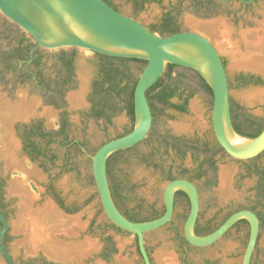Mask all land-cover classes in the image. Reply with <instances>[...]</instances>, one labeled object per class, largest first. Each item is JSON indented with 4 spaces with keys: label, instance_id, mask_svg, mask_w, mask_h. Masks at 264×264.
<instances>
[{
    "label": "rangeland",
    "instance_id": "374dc122",
    "mask_svg": "<svg viewBox=\"0 0 264 264\" xmlns=\"http://www.w3.org/2000/svg\"><path fill=\"white\" fill-rule=\"evenodd\" d=\"M112 1L125 12L133 14L140 22L149 25L157 24L163 13L170 11L179 29L201 33L215 46H221L230 82V102L234 111L241 109L240 113L251 119L259 122L264 120V73L237 66L232 59V56L237 55L242 59L254 57L264 62L262 29L264 0H256L249 6L235 0L217 2L209 10L192 6L188 1L180 4L177 0L147 2L139 10L134 8L130 0ZM9 23L0 14V179L3 197L0 203L9 222L6 246L10 255L18 264H40L43 259L56 264H143L137 251L135 236L126 232L111 231L113 250L109 262L100 258L98 224L104 219L105 214L95 185L89 180L91 164L88 158L90 159V155L105 141L123 133L131 121L125 111H119L108 122L87 116L92 83L96 76L97 57L90 51L81 49L74 53L73 77L64 91L60 109L66 112L69 123L68 137L82 143L83 147L82 153L70 151V170L63 172L61 166L65 149L57 143L49 146L51 153L56 155L52 163L32 160L22 149L20 135L23 126L40 122L45 129L55 131L59 128L64 111L61 113L60 110L48 105V92L31 76L23 77L24 71L15 66L17 63L15 60L11 62V66L1 62L2 51L6 50L11 42L13 44L17 37L15 29L9 27ZM223 37L226 38L228 45L220 44ZM258 38L259 46L254 50L251 45ZM70 51L71 48L53 51L41 49L39 68L48 81L53 83L56 77L58 70L56 57L62 52ZM23 66L21 63V67ZM135 67L136 64L130 65L132 71ZM172 74L174 77H180L182 85L192 89L193 94L187 102L185 112L165 109L156 119L151 133L158 136L167 134L185 140L208 139L211 97L198 85V77L193 71L176 68ZM249 77L253 80L241 79ZM245 128L246 131H252L254 126ZM149 143L142 142L130 150L115 154L109 166L110 177L113 180L125 179L128 185L132 186L128 207L140 204L139 209L135 211L139 212V215L148 214L161 207L162 191L165 186L160 173L161 166L170 162L189 165L190 162V151L179 155L170 147L165 149L153 139L152 143L156 144L158 149L152 162L158 163V166L148 164L141 157L149 151L152 145ZM165 150L168 152L164 153ZM9 156L22 163L20 162L18 166L10 163ZM257 163L264 167V152L257 159ZM236 170V163L229 157L223 156L218 159L212 187L203 193L204 204L201 208L203 217L216 222L218 208L225 211L228 207L248 205L260 209L257 198L251 195V188H256L257 185V175L253 173L250 177L240 178L238 186L234 187L233 177H237ZM15 180L33 197L34 211L43 210L46 204H51L50 206L55 207L59 214L78 220L77 224L65 227L67 232L64 229L55 232L54 239L57 245L64 249L61 256L49 255L39 247L35 253L27 250L22 232L15 229L20 201L18 194L10 190V185ZM49 184L66 206L79 209L70 214L64 213L48 193ZM182 227V224L162 227L145 234V245L152 264H241L247 239L242 241L241 237L232 233L208 247L194 248L182 244L178 239V236L183 237ZM0 264H6L1 255ZM250 264H264V227L260 230Z\"/></svg>",
    "mask_w": 264,
    "mask_h": 264
},
{
    "label": "water",
    "instance_id": "95a60500",
    "mask_svg": "<svg viewBox=\"0 0 264 264\" xmlns=\"http://www.w3.org/2000/svg\"><path fill=\"white\" fill-rule=\"evenodd\" d=\"M235 1L249 4L254 0ZM0 14L30 37L37 46L46 50L76 47L115 57L146 60L134 88L132 129L105 141L90 155L91 174L102 210L113 225L135 236L142 263H151L145 245V234L162 227L171 219L174 193L182 190L190 201L182 227L184 239L192 246H209L236 221L245 219L249 232L241 264H250L259 233V220L252 210H236L211 232L196 234L194 226L199 209L197 190L191 181L176 178L168 181L163 188L162 214L145 221H133L116 207L106 173V161L111 154L130 148L147 136L152 124V114L146 91L163 74L167 63L191 69L210 87L212 129L217 142L230 157L245 160L264 151V127L254 137L240 135L233 127L229 85L221 49L203 34L191 30L159 35L141 22L118 12L104 0H0ZM8 227L7 217L0 212V253L6 264H14L3 245V236ZM52 237L55 238L56 235L53 234ZM37 251L38 249L33 250L32 253Z\"/></svg>",
    "mask_w": 264,
    "mask_h": 264
},
{
    "label": "trees",
    "instance_id": "16d2710c",
    "mask_svg": "<svg viewBox=\"0 0 264 264\" xmlns=\"http://www.w3.org/2000/svg\"><path fill=\"white\" fill-rule=\"evenodd\" d=\"M133 3V6L136 10H139L143 7V5L147 2H154L158 0H130ZM178 3H182L184 1H188L192 6L202 7L205 10H209L213 5L217 4L215 0H177ZM13 27L16 31V39L14 43L9 44V47L6 50H3L1 53V62L7 63L8 66H11V62L15 60L16 67L18 69H23L20 65V61L22 65H26L25 59L28 58V50L34 44L32 39L28 37L24 32H21L20 29L9 23V27ZM153 27L150 29L153 32L158 33L159 35H168L172 33L179 32V27L175 22V17L172 15L170 11L164 12L158 23L152 25ZM97 54V62H96V76L92 83L91 95L89 98L90 108L87 113V116L94 119H103L105 121H110L111 117L118 113L119 111L125 110L127 116L131 121V127L128 132L133 127L134 120V104H133V96H134V88L137 82V78L139 73L141 72L143 66L146 64L145 59L139 58H127V57H115L102 53ZM61 62L59 64L58 62ZM58 70L56 72L55 80L53 83L48 81L46 77H44L42 71L39 66L41 64V57H37L33 63L39 69L36 71L35 75L38 79V85L43 87L46 92L54 90L53 88L57 85L56 80L57 77L62 75L61 66H65V69L68 74L63 78L64 84H69L73 77V62L72 58L68 57H60L57 61ZM224 63V62H223ZM131 64H136L135 70L132 71L130 68ZM14 66V67H15ZM28 66V65H27ZM63 68V67H62ZM176 68H182L183 70L191 69L176 66L171 63H167L165 71L163 74L157 79V81L151 85L146 91V98L151 110L152 114V124L149 134L143 141L139 142V145L142 142H150V149L146 154H143L141 157L142 160L148 164H153L154 166H158V163L152 162L153 156L156 153L158 146L153 142V139H156L160 145H162L165 149L171 148L176 151L177 154H185L188 150V147L185 144L180 143L183 139L179 137H173L171 135H153L152 129L155 125L156 119L159 118L165 109H172L178 112H185L187 109V102L189 98L193 94L192 89H187L182 85L180 77H174L173 72ZM24 71V70H23ZM194 72V71H193ZM194 74L198 77V85L209 94L212 99V91L204 79L196 72ZM33 74L26 73L25 71L22 73V76L27 78L32 76ZM252 78V77H251ZM242 79V78H241ZM247 81V79H242ZM250 81V80H249ZM65 87V85H64ZM65 91V90H64ZM64 91L62 94H64ZM173 99L176 101L174 102ZM47 102L52 103L56 106H60L56 100H54L51 96L48 97ZM233 107L230 102V111L232 113ZM246 119L249 120V124L244 126L242 123H237L232 120L233 127L237 133L246 137H254L256 136L264 127V121L259 122L254 119H250V117L246 116ZM254 126L252 131H246L245 127ZM69 123L66 118V112L64 111L61 116V122L59 124V128L55 131H45L40 122H35L30 125L23 126L21 138L23 140V151L26 152L32 160H43L53 162L56 158V155L51 153L49 146L53 143H57L61 147L65 149V157L63 159V163L61 169L63 172L69 171V165L71 164V158L69 153L71 150H76L82 153L83 144L77 142L74 139L68 137ZM127 133V132H126ZM151 133V134H150ZM125 134V133H124ZM123 134L117 135L121 136ZM153 136H156L153 138ZM38 140L43 142V145ZM109 140V139H108ZM149 143V144H150ZM136 147V146H135ZM187 147V148H186ZM193 152V156L197 157L198 146L196 144L191 145L189 147ZM124 151V150H123ZM122 150L117 151V153L111 154L107 160L109 161L115 154L122 153ZM168 151L165 150L164 153ZM89 163L91 164V159L88 158ZM41 166H43L41 164ZM107 166V161H106ZM255 174L257 175V196L260 200L264 199V168H257L255 170ZM107 178L109 182V189L112 196V199L119 209V211L126 216L128 219L133 221H145L149 219H141L137 218L139 212L132 211L128 204L130 202V194L132 190V186L130 187L125 179H115L113 180L110 177V172L106 170ZM89 180L92 184H94L92 174L89 175ZM48 193L55 199V201L65 210L67 213L76 212L78 207H68L65 205L63 199L54 192V189L51 184L47 186ZM123 191L126 194H123ZM0 207L2 205L0 203ZM155 211H150L148 214H154ZM112 228L116 230H122L117 226L111 224ZM126 232V231H125ZM128 233V232H126ZM178 239L182 242V244L187 245L186 241L183 237L178 236Z\"/></svg>",
    "mask_w": 264,
    "mask_h": 264
},
{
    "label": "flooded vegetation",
    "instance_id": "af4514ba",
    "mask_svg": "<svg viewBox=\"0 0 264 264\" xmlns=\"http://www.w3.org/2000/svg\"><path fill=\"white\" fill-rule=\"evenodd\" d=\"M104 1L109 6H111L115 10H117L118 12H120L122 14H125V15L137 20L136 17L133 14L125 12L117 4H115L112 0H104ZM215 1L216 2H220V1H217V0H215ZM255 1L256 0H254L252 3L244 4V5L249 6V5L253 4ZM137 21H139V20H137ZM142 24L145 25L149 29H151L153 27L152 25H149V24H145V23H142ZM179 31H183V30L179 29ZM41 49L46 50V49H44V48H42L40 46H37L34 43L30 47V49L28 50V58L24 60L25 61L24 64H26V65H24L22 67L23 70L26 73L33 74L31 77L33 78V80L36 83H38V79H37L35 73H36V71L39 68L35 66V63H33V61L37 57H41ZM71 50L72 51H70V52H62L61 54H59L56 57V60L58 61L60 57L64 56V57L72 58V62H73L74 53H75V51L78 50V48L71 47ZM90 52L92 53L93 56L97 57L96 53H98V52H95V51H90ZM222 60L224 62L223 58H222ZM22 62L23 61H20V65H21ZM58 63L61 64L60 61ZM25 66H27V68H25ZM224 66H225V63H224ZM60 68L63 70L62 71V75L57 77V80H56L57 85L53 88L54 90L49 92V96H51L54 100H56V102L60 106H56V105H54L52 103H49V102H48V105L53 106L55 109L60 110V112L62 113L64 111L63 109H62L63 111L60 109L61 108V102L63 100V94L62 93L68 86L67 84H64L63 78H65L66 74H68V73H67V71L65 69V66H61L60 65ZM242 79H245V78H242ZM53 80H55V78ZM247 80H251L252 81L253 79L251 77H249V79H247ZM227 81H228V85H229L230 82H229V79H228V75H227ZM64 85H65V87H64ZM123 111H125V110H123ZM240 111H241V109H237V111H234V109H233L232 113H231V119L235 122V124L240 122L244 126H246V124L250 125L249 124L250 121L246 119V115L244 113H240ZM60 122H61V119L59 121V124H60ZM33 123H35V122H33ZM208 125H209V127H208V129H209L208 130V132H209L208 139H203V140H199V139L198 140L197 139H187V140H185V139H183L180 142V143L185 144V146L188 147V150H187L188 152L190 151V162H189V165L188 164H184L182 162L179 163V164H175L174 162H170L169 164L162 165L160 173L162 174L163 180H164V182L166 184L170 180H173V179H176V178H184V179H187V180L191 181L194 184V186H195V188L197 190L198 202H199L198 215H197V218H196V221H195V226H194V230H195L196 234L204 235V234H207V233L211 232L218 225H220L232 212H234L236 210H239V209H243V208L250 209L256 214V216H257V218L259 220V233H260V230L264 227V199L261 200L263 203L259 202L260 198L257 196V190L254 187L251 188V190H252L251 195L253 196V198H257V200H258L257 202H258L259 207H260L259 210L255 206H248V205L228 207V209H226L225 211L223 209H221V208H218L216 210V216H218V219H217L216 222H212L211 218H208V217L206 218V217H203V215H202L201 208H202V206L204 204L203 193L206 192V191H209L210 188L212 187L213 177H214V175L216 173L217 161H218L219 158H222L223 156H227V157L230 158V160H232V161H234L236 163L237 170H236L235 174L237 175V177H235V176L233 177V183H234L233 185H234V187L238 186L240 178L250 177L251 174L256 172L255 170L257 168H264V167L260 166L257 163V159L259 158V156L264 151L261 152L260 154H258L257 156L253 157V158H249V159H245V160L232 158L222 149V147L217 142V140L215 138V135H214V132H213V129H212V125H211V117H210ZM130 127H131V124L121 134H124V133L128 132ZM43 129L45 131H49V130L45 129L44 127H43ZM148 134H149V132H148ZM20 141H21V144H22V147H23V140L21 138V135H20ZM38 141L41 142V140H38ZM41 144L43 145V142H41ZM194 144H196L198 146L197 153H199V155L197 157H194L192 150L189 149V147L191 145H194ZM135 146H137V144L132 146V147H130V148H126V149H123V150L127 151V150H130V149L134 148ZM115 153H117V152H115ZM25 154L30 158V156L26 152H25ZM179 158H181V157L179 156ZM110 160L109 161L107 160L106 170L108 172H109ZM1 191H2V183H1V179H0V201L3 198L2 194H1ZM123 194L125 195L126 192L123 191ZM52 200L55 201V199L53 197H52ZM55 203L59 206V208L64 213L70 214V213L65 212V210H63V208H61V206L56 201H55ZM140 206H141L140 204H133L129 208L132 211H136V210L139 209ZM189 208H190V201H189L188 195L186 194L185 191L177 190L174 193L173 213H172L171 219L166 224H164L162 227L179 226L181 224L183 226V223L185 221V218L187 216ZM163 210H164V204H163V200H162V197H161V207L159 209L152 210V212L155 211L156 213H154V214L137 215V218L138 219L139 218H141V219L155 218V217L160 216L162 214ZM0 212L6 216L5 212L3 211V209L1 207H0ZM111 224L112 223L106 218V216L104 217V219L101 220V223L98 224L99 232H98L97 236H98L99 241L101 243L100 258L103 261H106V262H109L110 255H111V252L113 250L112 245H111V237H110L111 236L110 235L111 231H115V232H118V233H124L125 232L123 230H119L118 231L115 228H112ZM162 227H160V228H162ZM160 228H158V229H160ZM155 230H157V229H155ZM248 232H249L248 222L245 219H239L217 241L228 237L232 233H234V235H236V236H239V238L241 237L242 241H245L248 238ZM259 233H258V236H259ZM7 238H8V229H7L6 233L3 236V245L5 246L6 249H7V246H6V239ZM257 241H258V239H257ZM216 242H214V243H216ZM186 243H187V246L194 247V248H205V247H208V246L196 247V246L190 245L187 241H186ZM214 243H212V244H214ZM212 244H210V245H212ZM256 246H257V244H256ZM255 250H256V247H255L254 251ZM7 251H8V249H7ZM254 251H253V254H254ZM0 255H1V253H0ZM1 257H2V255H1ZM12 259L14 261V264H18L13 257H12ZM150 262H151L150 264H152L151 258H150ZM31 264H33V263H31ZM40 264H56V263H54L53 261H47L46 259H43L42 261H40Z\"/></svg>",
    "mask_w": 264,
    "mask_h": 264
},
{
    "label": "bare ground",
    "instance_id": "6f19581e",
    "mask_svg": "<svg viewBox=\"0 0 264 264\" xmlns=\"http://www.w3.org/2000/svg\"><path fill=\"white\" fill-rule=\"evenodd\" d=\"M262 29H264V27ZM259 42L260 40L258 38L257 41L252 43V48H258ZM220 44L228 45L225 37L222 38ZM218 47L222 49L221 46ZM232 59L237 66L258 70L259 72L264 73V62L257 60L254 57L242 59L237 55H234L232 56ZM8 161L12 164H15L16 166H18L21 162L17 161V159H14L13 156H9ZM10 190L14 193H17L20 197L15 229L22 232L24 236L23 241L26 244L27 250L33 251L39 247L49 255L61 256L64 252V249L57 245L58 243H56L52 235L58 230L60 231L62 229L66 230L65 232H67V225H75L78 223V220L75 217H65L59 214L54 209L55 207L52 208L50 206L51 204L49 205L45 203L46 205L43 210L34 211L32 209L33 197L27 194L22 184L16 180L15 182L11 183ZM51 218L52 220H50Z\"/></svg>",
    "mask_w": 264,
    "mask_h": 264
}]
</instances>
